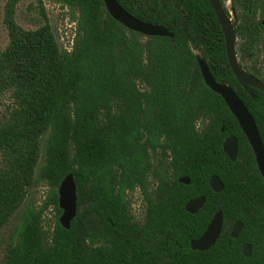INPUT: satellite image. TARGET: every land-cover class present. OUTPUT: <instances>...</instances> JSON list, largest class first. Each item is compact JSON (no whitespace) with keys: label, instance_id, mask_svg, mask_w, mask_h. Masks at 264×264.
Instances as JSON below:
<instances>
[{"label":"trees","instance_id":"16d2710c","mask_svg":"<svg viewBox=\"0 0 264 264\" xmlns=\"http://www.w3.org/2000/svg\"><path fill=\"white\" fill-rule=\"evenodd\" d=\"M21 1H6L9 44L0 51V95L12 100L0 123V230L35 184L49 191L40 208L22 213L5 264H264V179L238 121L205 84L197 57L244 103L263 144L264 93L253 98L237 81L208 0H116L172 38L126 29L103 0H55L78 11L70 52L60 48L45 14L36 30L18 24ZM232 8L239 63L264 82V0H232ZM229 138L238 140L235 162L223 149ZM68 175L78 213L66 230L59 188ZM213 176L224 185L221 193L210 187ZM136 190L141 220L130 198ZM200 197L203 208L188 213L187 203ZM49 209L52 231L44 229ZM219 211L216 244L193 251L191 242ZM236 223L242 230L233 239ZM244 245L252 247L248 258Z\"/></svg>","mask_w":264,"mask_h":264},{"label":"water","instance_id":"95a60500","mask_svg":"<svg viewBox=\"0 0 264 264\" xmlns=\"http://www.w3.org/2000/svg\"><path fill=\"white\" fill-rule=\"evenodd\" d=\"M103 1L109 15L126 29L146 37H173L164 27L138 20L129 14L116 0ZM208 2L216 15L224 35L228 64L239 84L255 98V91L264 93V82L251 75L240 65L236 54V34L233 20L226 14L220 0H208ZM197 61L205 84L209 89L222 97L230 112L238 121L243 134L252 148L258 169L264 179V144L253 116L230 86L224 83H218L215 80L210 72L208 64L201 56L197 57ZM223 149L228 158L232 162H235L239 150L238 140L236 138H229L224 143ZM179 182L183 184L190 183L189 180L185 178H181ZM210 187L214 193H221L224 189L223 183L217 176L211 178ZM77 201L76 184L73 176L68 175L59 188V208L63 212L59 221L66 230L71 228V223L77 216ZM205 203V197L192 200L187 203L186 211L190 214H197ZM222 228L223 212L219 211L212 219L205 233L198 240L191 242V249L200 252L208 251L216 244L221 235ZM241 230L242 224L236 223L231 231V238H238ZM242 253L245 257H250L251 246L244 247Z\"/></svg>","mask_w":264,"mask_h":264},{"label":"rangeland","instance_id":"374dc122","mask_svg":"<svg viewBox=\"0 0 264 264\" xmlns=\"http://www.w3.org/2000/svg\"><path fill=\"white\" fill-rule=\"evenodd\" d=\"M7 0H0V51L9 44L7 28L4 24L5 5ZM225 8L230 13L233 22L232 0H223ZM52 27L60 48L71 51L76 33V21L78 11L67 6L60 5L55 0H22L17 7L16 19L25 30H36L46 24L44 15ZM239 39H236L238 42ZM259 59L264 64V46L259 51ZM12 104L9 95H0V123L5 119ZM42 164L43 158L40 161ZM39 169V168H38ZM49 187L44 183L35 184L28 192V196L20 210L12 217L10 222L0 230V264H5L9 245L13 234L20 223L21 215L28 206L38 209L47 198ZM134 216L141 220L144 203L139 190L130 195ZM55 223V211L49 209L44 214V229L52 231Z\"/></svg>","mask_w":264,"mask_h":264},{"label":"flooded vegetation","instance_id":"af4514ba","mask_svg":"<svg viewBox=\"0 0 264 264\" xmlns=\"http://www.w3.org/2000/svg\"><path fill=\"white\" fill-rule=\"evenodd\" d=\"M221 2V1H220ZM223 7H224V10H226V11H228L226 8H225V5H224V2H223V5H222ZM225 11V12H226ZM233 11H234V9L232 8V14H233ZM229 12V11H228ZM227 14V13H226ZM230 14V13H229ZM233 17H234V19H235V21L237 20V14H236V12L234 11V14H233ZM232 19V18H231ZM258 20H261V16L259 15V19ZM233 24H234V22H233ZM263 25H264V22H263ZM234 227V226H233ZM233 229V228H232ZM232 231V230H231ZM230 235H231V233H230ZM246 246H250V245H244V247H246ZM244 247L242 248V250L244 249ZM251 254H252V247H251Z\"/></svg>","mask_w":264,"mask_h":264},{"label":"built area","instance_id":"2783aa9c","mask_svg":"<svg viewBox=\"0 0 264 264\" xmlns=\"http://www.w3.org/2000/svg\"><path fill=\"white\" fill-rule=\"evenodd\" d=\"M73 47V46H72ZM71 50H72V48H71ZM68 52H70V51H68Z\"/></svg>","mask_w":264,"mask_h":264}]
</instances>
